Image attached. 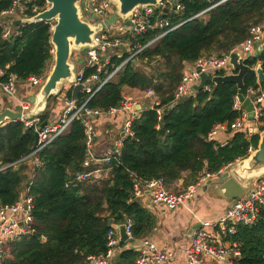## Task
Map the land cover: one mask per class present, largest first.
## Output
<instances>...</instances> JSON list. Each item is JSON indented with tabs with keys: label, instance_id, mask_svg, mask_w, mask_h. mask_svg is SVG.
<instances>
[{
	"label": "trees",
	"instance_id": "16d2710c",
	"mask_svg": "<svg viewBox=\"0 0 264 264\" xmlns=\"http://www.w3.org/2000/svg\"><path fill=\"white\" fill-rule=\"evenodd\" d=\"M13 1L0 0V12L9 9ZM178 1L184 10L169 17L173 24L186 22L141 51L88 104L106 115L120 106L126 87L142 92L152 89L159 101L152 107L147 99L146 108L132 121L133 136H126L120 155L102 167L108 172L105 179L74 182L75 174L87 171L83 166L86 135L80 121L73 122L65 134L37 155L41 166H36L32 158L19 162L35 150L34 127L21 121L0 126V162H19L0 173V207L18 202L25 190L34 206L31 232L8 242L3 264H92V257L107 254L109 231L128 219L132 221L134 241L150 238L157 218L136 197L135 179H163L167 191L178 193L175 185L184 176L187 188L204 169L217 174L246 158L249 146H258L259 134L249 138L245 131L232 134L225 146L208 140L213 127L231 125L239 116L234 109L236 85L210 83L209 91H191L179 100L175 96L187 66L199 59L222 57L247 38L252 26L264 23V0H230L197 18L212 6L213 0ZM33 5L44 9L47 4L45 0H34ZM54 25H22L20 35L10 40L3 39L0 28V69L9 66L6 72L16 74L21 82L48 73L54 63ZM159 33L130 36L125 42L143 47ZM127 58L125 53L121 59L113 57L107 72ZM246 63L251 67L260 64L264 70V54L260 60L252 58ZM94 73L95 69L85 68L84 78ZM106 77L104 72L99 74L101 81ZM4 80L0 77V82ZM245 83L246 91L256 81L248 76ZM65 88L67 98H74V89L69 85ZM88 96L81 93L77 104L82 105ZM54 99L38 117L41 124L48 120ZM260 131H264V125ZM227 241L241 244L242 264H264V212L255 224L238 226L237 233ZM131 243L120 242L121 251L118 248L110 264H136L138 251Z\"/></svg>",
	"mask_w": 264,
	"mask_h": 264
},
{
	"label": "built area",
	"instance_id": "2783aa9c",
	"mask_svg": "<svg viewBox=\"0 0 264 264\" xmlns=\"http://www.w3.org/2000/svg\"><path fill=\"white\" fill-rule=\"evenodd\" d=\"M33 1L14 0L9 9L0 12V28L3 31V39L10 40L20 35L19 27L26 23L15 26V21L29 19L48 8L47 4L44 9H40L37 5H33ZM228 1L230 0H213V4L209 9L197 14L194 18L202 17L210 9ZM82 8L85 20H89V17L94 15L100 22H104L114 13V6L110 0H82ZM163 9H167L168 13L165 14ZM183 10L184 7L179 1L174 5L172 0H163L160 3V8L147 6L134 10L133 16L128 23L117 20L116 24L104 27L95 37L98 45L94 48H87L84 51V68L77 71L76 82L69 84V87L73 89L78 85H83L82 93L88 94V98L82 105H78L75 98H66L60 120L56 123L48 122L42 128H40L41 120L38 117L26 120L23 116L18 120L25 123L26 126L34 127L38 136L33 153L19 162L32 158L36 166H41L42 163L37 158V155L55 139L65 134L73 122L80 121L86 135L87 156L83 166L87 171L75 174L74 182L81 184L92 180L99 181L105 179L108 172H104L102 167L109 165L113 159H116L120 155L123 139L126 136H133L131 125L138 114V111L133 112V107L137 103L124 98L119 107L111 108L108 111L109 115L119 113L126 115L122 129L124 136L115 140L113 146L100 157H97L94 153L95 143L98 139L94 119L102 116L104 113L100 110L89 108L88 104L96 93L106 83L111 81L130 61L134 60L141 51L155 44L166 34L181 27L186 21L173 24L172 18L169 15H178ZM31 13L33 16L30 15ZM89 21L95 23L94 20ZM149 31H158L160 33L143 47H132L129 43L125 42V38L127 37L145 35ZM262 42H264V23L252 26L249 29L247 38L228 53L239 52L246 59L247 55H253L257 46ZM124 53L128 55V58L120 66L114 67L112 72H107L106 67L111 64L112 58L118 57L121 59ZM229 60V57L225 54L222 57L213 56L199 59L194 64L189 65L177 88L176 99L179 100L190 94L193 86L200 83V73L205 72L212 75L234 74L235 71L230 65ZM8 68L9 66L6 67V70L0 69V77H5V80L0 82V113L7 107L12 110L18 107L23 111V114H26L31 108L29 94H26V98H24L25 95L23 97L19 95V83L21 81L16 74L7 73ZM85 68L95 69L96 73L92 74L89 78H84ZM103 72L107 74V77L101 81L99 74ZM47 75L48 73L30 76L25 82L29 93L34 96L44 84ZM95 83H98L96 87ZM205 89L210 90L209 87ZM143 94L146 99H149L148 103L150 106L159 105V101L152 89H148ZM244 95L250 101L252 107L251 119L250 113L239 102L237 96H235L234 109L239 112V116L231 125L217 124L213 127L208 136L209 141L218 142L219 136L222 133L232 135L236 132L245 131L246 135L250 138L261 132L260 128L264 125V90L255 91L253 87H249L246 91L244 90ZM158 115L161 118V110L158 111ZM228 142L218 143L225 146ZM256 149L257 147L253 145L249 146L247 156L256 151ZM17 163L5 165L0 162V173ZM234 164L227 165L217 174L204 169L194 184L179 193L167 191L163 179H135V194L139 198L145 197L146 194L152 204L162 205L168 210H176L194 200L210 181L217 178ZM92 166L95 167L94 170H90ZM33 209V201L28 196V191L27 196L19 199L18 202L0 207V264H3L8 242L31 232ZM262 212H264V181L258 180L232 206H229L222 215L216 219L201 223V226L194 231L190 244L184 251V264H202L204 261H207L208 264H242L240 262L242 258L241 244L238 242H228L227 239L237 233L238 226H250L258 222ZM124 225L130 238L129 241L132 242L130 246L138 251L136 264H169L178 258L179 254L176 251L159 248L151 238L134 241L132 221L128 219ZM118 227L114 226L108 233L107 254L92 257V264H110L119 248Z\"/></svg>",
	"mask_w": 264,
	"mask_h": 264
},
{
	"label": "water",
	"instance_id": "95a60500",
	"mask_svg": "<svg viewBox=\"0 0 264 264\" xmlns=\"http://www.w3.org/2000/svg\"><path fill=\"white\" fill-rule=\"evenodd\" d=\"M45 1L48 4V8L29 19L17 20L14 22V25L55 22L51 39L54 47V63L52 69L48 72L44 84L38 92L29 98L31 103L30 110L26 114H23V111L18 107L15 110L9 107L5 108L0 113V126H4L7 122L18 121L23 116L26 120H31L42 115L46 111L49 101L61 94L63 85L76 82L77 66L82 65L84 62V51L87 48H94L98 45L95 37L104 27L116 24L117 20L128 23L133 16L134 10L147 6L160 8V3L163 0H110L114 6V13L104 22H100L94 15L89 17V20H94L95 23L84 19L82 0ZM172 1L174 5L178 3V0ZM163 12L167 14L168 10L163 9ZM73 51L77 52V57L74 60H72ZM263 54L264 42L257 46L253 55H247L246 59L239 52L226 53L235 73L230 75L200 73V83L194 85L192 91L203 90L210 83L215 85L225 83L234 84L237 87V98L250 113L249 116L251 119L252 107L250 101L244 95L246 87L245 79L248 76L255 78L254 90H264V70L260 64L254 68L247 65L246 62L252 58L260 60ZM134 63L137 62L135 61ZM82 90L83 85L75 87V100H78ZM140 110V104L133 107V112ZM47 124L48 121L44 122L40 128L45 127ZM163 132L164 130H162ZM122 136H124L123 133ZM37 138L38 136L36 134ZM259 138L260 140L256 151L236 162L220 175V182L217 185V189H219L223 197L231 201L230 206L242 197L255 181H264V131L259 133ZM108 226H111V221H109ZM200 226V224L197 225L191 232L193 233ZM118 231L120 242L127 243L130 238L126 232V226L124 224L119 225Z\"/></svg>",
	"mask_w": 264,
	"mask_h": 264
},
{
	"label": "crops",
	"instance_id": "0c3cea01",
	"mask_svg": "<svg viewBox=\"0 0 264 264\" xmlns=\"http://www.w3.org/2000/svg\"><path fill=\"white\" fill-rule=\"evenodd\" d=\"M83 68L84 65L79 69L82 70ZM67 90L68 89L65 88V92L53 101L54 103L51 105V111L47 120L49 123H56L60 120L64 108V101L67 98ZM26 94H29V97L33 96L29 93L25 82H20L19 95L21 97L25 95L24 98H26ZM124 94L125 99L140 104L141 110L146 108V102L144 101L145 96L141 97V94H143L142 91L126 87L124 89ZM125 117V114L119 113L114 115L104 114L94 119L99 130V132L97 131L98 139L94 147V153L97 157L102 156L113 146L114 141L122 136ZM113 131L115 133H113ZM231 138L232 135L222 133L219 136L218 142H228ZM220 175L210 181L194 200H191L185 206L176 210H168L162 205L152 204L146 194L145 197L140 198L143 205L157 218V227L150 238L159 246V248L176 251L179 254L178 258L169 264H184V251L189 246L194 234L191 230L197 225H201L202 222L218 218L229 208L231 201L223 197L221 192L220 195L215 192L219 190L217 189V185L220 182ZM185 177L186 176L180 179L175 185L178 193L186 189L184 187ZM27 191L28 190L22 192L20 199L27 196ZM127 243H130V241ZM120 251L121 249L119 248L118 252ZM118 252H116V254ZM202 264L208 263L207 261H204Z\"/></svg>",
	"mask_w": 264,
	"mask_h": 264
},
{
	"label": "rangeland",
	"instance_id": "374dc122",
	"mask_svg": "<svg viewBox=\"0 0 264 264\" xmlns=\"http://www.w3.org/2000/svg\"><path fill=\"white\" fill-rule=\"evenodd\" d=\"M47 4V3H46ZM52 24H55V22L53 21L52 22ZM53 28H54V26H53ZM52 28V29H53ZM77 57V52L76 51H73V55H72V60H74L75 58ZM82 66H83V64L82 65H79V68H82ZM51 69H52V67H51ZM51 69L48 71V72H50L51 71ZM143 69H146V68H143ZM77 70H78V67H77ZM66 86H68L67 84H65V85H63L62 86V92H61V94H63L64 92H65V87ZM60 94V95H61ZM59 95V96H60ZM58 96V97H59ZM144 95L143 94H141V97H143ZM124 97H125V94H124ZM56 98L57 97H55V99L54 100H56ZM145 102L147 101V99L145 98V100H144ZM54 102L52 101V103L50 104V105H52ZM94 124H95V127L97 128V131L99 132V130H98V125H96V123L94 122ZM113 133H115L114 131H113ZM212 192H213V190H212ZM216 193H218L219 195H220V191L218 190V191H215Z\"/></svg>",
	"mask_w": 264,
	"mask_h": 264
}]
</instances>
